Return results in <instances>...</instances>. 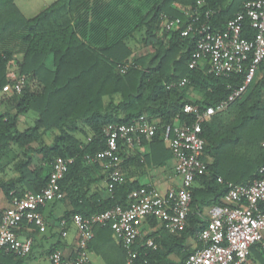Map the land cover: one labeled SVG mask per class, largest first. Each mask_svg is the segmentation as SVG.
Listing matches in <instances>:
<instances>
[{
	"label": "trees",
	"instance_id": "trees-1",
	"mask_svg": "<svg viewBox=\"0 0 264 264\" xmlns=\"http://www.w3.org/2000/svg\"><path fill=\"white\" fill-rule=\"evenodd\" d=\"M198 1L201 10L213 12L212 26L223 29L253 0H56L32 17L22 13L16 0H0V162L13 146L23 151L22 159L12 165L15 176L0 183L8 199L28 191L38 193L47 183L52 162L72 158L74 163L59 186L74 201V213L88 217L125 206L129 193L138 188L128 180L114 186L111 198L97 203L94 196L90 203L77 188L88 170L99 165L88 163L85 156L104 148L103 129L131 124L141 116L156 126L150 140L142 141L149 148L146 161L162 167L173 157L164 144L165 128L174 122L193 123V116L183 112L184 105L214 106L242 81L240 76L226 79L208 74L206 65L188 68L196 45L194 38L181 35L186 24L182 11ZM162 15L179 20V28L162 31ZM242 33L245 38L253 36L247 20ZM136 34L148 53L133 54L128 42ZM14 41L20 45L15 49L20 60L13 58L12 50L3 49ZM123 66L128 68L121 73ZM259 68L260 81L254 86L252 82L240 99L202 125L204 155L212 162L193 180L184 230L171 233L161 227V234L139 236L132 247L133 264H184L194 251H183L185 239L206 226L199 217L202 210L221 206L228 184L249 185L259 179L264 166V60ZM14 70L24 78L22 90L4 94L1 89ZM183 78L184 87L166 88ZM29 112L36 114L33 125L19 130V122ZM48 135L50 144L45 141ZM30 154L39 156L36 165ZM123 156L120 150L122 166L127 165ZM111 237L109 227H95L88 249L107 263L100 251L106 238L117 252L113 261L124 264L126 253L117 241L116 248ZM148 240L154 249L147 246ZM171 254L178 259L170 260ZM262 256L255 246L250 249L254 264H264ZM25 258L0 251V264H20Z\"/></svg>",
	"mask_w": 264,
	"mask_h": 264
},
{
	"label": "built area",
	"instance_id": "built-area-1",
	"mask_svg": "<svg viewBox=\"0 0 264 264\" xmlns=\"http://www.w3.org/2000/svg\"><path fill=\"white\" fill-rule=\"evenodd\" d=\"M201 1L195 7L183 12L186 24L181 30L183 37L195 39V51L188 64L193 69L204 62L207 73L230 79L242 78L241 84L231 87L226 99L204 109L186 104L183 112L193 116V123L171 125L165 128L167 141L174 160L175 173L181 179L177 190L161 193L155 188L140 187L131 191L125 206L115 205L101 213L85 217L74 214L60 222L62 229L69 221L76 227L79 241L75 257L68 259L56 250L48 260L50 264H86L88 244L93 238L95 227H109L115 240L126 253L124 264H133L132 247L140 236L141 224L147 218H155L157 223L171 233L181 232L187 223L191 202V187L197 174L206 170L205 142L201 137L202 125L225 111L240 99L254 81L259 65L264 60V0L247 2L243 10L228 20L223 29H216L210 23L213 12L201 10ZM249 22L253 36H243L244 21ZM161 30L171 32L178 29L180 21L166 15L160 17ZM128 66L120 68L124 73ZM2 87L4 94H20L24 78L11 73ZM187 84L183 78L169 83L166 88H182ZM156 126L141 116L131 124H110L103 129L104 148L94 155H86L88 163L104 162L107 172V188L112 191L121 183L119 168L121 147L133 149L142 140H150ZM74 159H56L51 164L47 183L38 193L25 192L21 196L12 195L8 207L0 220V251L25 258L32 250V240L20 239L16 231L23 223L34 224L40 231L45 225L39 210L46 203L63 197L59 186ZM259 179L249 185L228 184L222 205L209 210L206 226L197 234L198 244L184 264H254L250 259V249L258 246L264 254V166L259 171ZM221 183V180H218ZM147 246L155 248L151 240Z\"/></svg>",
	"mask_w": 264,
	"mask_h": 264
},
{
	"label": "crops",
	"instance_id": "crops-1",
	"mask_svg": "<svg viewBox=\"0 0 264 264\" xmlns=\"http://www.w3.org/2000/svg\"><path fill=\"white\" fill-rule=\"evenodd\" d=\"M33 0L28 1L29 3H24L20 8L22 13L25 11L28 14L38 13L43 8L51 5L56 0ZM135 37V35H134ZM133 39V38H132ZM130 42V41H129ZM128 42V43H129ZM51 60V59H49ZM49 60L47 63L49 64ZM200 65H206L202 62ZM263 76L262 69L258 68L255 75L253 86L260 81ZM252 87V86H251ZM172 125L182 126L178 122H174ZM143 141V140H142ZM141 143L135 146L133 149H128L126 147H121V155L125 158L127 165H120L122 159H119V168L122 173V182L128 180L130 183H134L138 188L148 187L155 188L161 193H166L170 190H177L181 185L180 177L175 173L174 158H170L162 167H154L152 164L146 161V157L149 153V148L147 145ZM166 148H168L167 141L164 140ZM205 163L211 164L212 159L209 156H205ZM99 165L91 170H88L86 177H84V182L78 185V191H83L85 194V199H88L90 203V197L95 198V202L105 201L111 198V191L107 188V172L104 162H99ZM15 176L13 170L0 171V183L7 181ZM90 182V183H89ZM121 182V183H122ZM75 189V190H77ZM73 189L69 191L72 195ZM63 197L60 200L51 201L42 206L39 213L45 225L44 231H40L34 224L23 223L22 226L16 231L17 236L20 239L29 238L32 240L33 246L32 250L27 257L20 262V264H50L48 257L53 251H60L65 258L73 259L75 257V251L78 245L79 236L76 227L69 221L66 228L62 229L60 227V222L63 219H70L72 215L79 214L74 213V201L70 196H66L67 192H63ZM9 200L0 189V213L8 207ZM81 201H79V204ZM127 204V203H126ZM81 206H78L80 209ZM210 208H205L202 210V214H199L200 219L203 220L208 217ZM71 214L69 217L64 218L66 215ZM153 219L147 218L141 224L140 237L146 236L148 234H161L162 225L157 223L153 225ZM204 220V221H205ZM160 232V233H159ZM103 244L100 246V251H102L107 257V263L98 256L93 250L87 249L88 261L86 264H116L113 259V254L116 252L114 247L107 245L109 242L106 238L101 240ZM112 243L118 246V243L111 237ZM198 244L197 233L193 237H187L183 244V251H192ZM119 249V248H118ZM255 250L262 252L258 246H255ZM117 253V252H116ZM11 254V253H10ZM264 258V254L262 253ZM170 260L176 261L178 258L171 254L168 256ZM252 260V258H251Z\"/></svg>",
	"mask_w": 264,
	"mask_h": 264
},
{
	"label": "rangeland",
	"instance_id": "rangeland-1",
	"mask_svg": "<svg viewBox=\"0 0 264 264\" xmlns=\"http://www.w3.org/2000/svg\"><path fill=\"white\" fill-rule=\"evenodd\" d=\"M16 1L18 2L19 7H21L24 3H29L28 1H33V0H16ZM47 2H49V1L47 0ZM47 6H48V3H47ZM45 7H42V8H45ZM25 14L27 15V17H32V16H34L37 13L28 14L25 11ZM139 42H140V37H139L138 34H136L135 37L133 39H131L130 42L128 43V45L131 47V49L133 51V54L135 56L143 55V54H146V53L149 52L148 49H143ZM19 46L20 45L16 44V41L8 42L6 44V47L3 48V49L12 50L13 53H14L13 58L17 59V60H20L21 54H18L16 52V50H15V49L20 48ZM13 47H14V49H12ZM12 73L14 75H18V71L17 70L16 71L14 70ZM35 118H36V114L34 112L27 113L22 118L21 122H19L18 129L19 130H24L25 128L32 126L33 125V120ZM45 141H46V143L50 144L51 137L49 135L46 136L45 137ZM33 147H35V146H33ZM22 154H23L22 150L17 149L15 146L11 147L10 148V152H8L6 154V156L4 157V159L0 162V171H4V170L11 171L12 170V165L15 164L17 161H19L20 159H22ZM30 155L33 157V160L35 161L34 165H36V163L39 162V156H35L33 154H30Z\"/></svg>",
	"mask_w": 264,
	"mask_h": 264
}]
</instances>
